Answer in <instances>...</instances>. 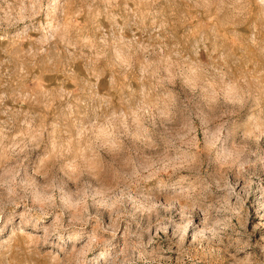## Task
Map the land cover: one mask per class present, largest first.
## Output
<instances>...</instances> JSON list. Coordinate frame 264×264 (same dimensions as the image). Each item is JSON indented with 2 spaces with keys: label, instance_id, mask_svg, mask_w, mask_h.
<instances>
[{
  "label": "rangeland",
  "instance_id": "rangeland-1",
  "mask_svg": "<svg viewBox=\"0 0 264 264\" xmlns=\"http://www.w3.org/2000/svg\"><path fill=\"white\" fill-rule=\"evenodd\" d=\"M0 264H264V0H0Z\"/></svg>",
  "mask_w": 264,
  "mask_h": 264
}]
</instances>
